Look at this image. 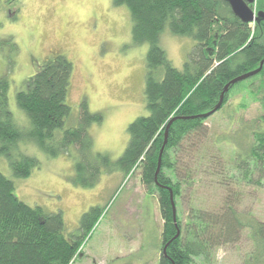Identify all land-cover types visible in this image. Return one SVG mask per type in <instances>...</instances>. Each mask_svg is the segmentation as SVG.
Listing matches in <instances>:
<instances>
[{"label":"rangeland","instance_id":"rangeland-1","mask_svg":"<svg viewBox=\"0 0 264 264\" xmlns=\"http://www.w3.org/2000/svg\"><path fill=\"white\" fill-rule=\"evenodd\" d=\"M131 30L127 9L112 0H0V78L8 80V107L18 126L30 127L15 104L16 92L50 52H62L73 66L66 127L76 124L84 103L90 114L101 116L100 124L88 129L93 152L117 161L128 143L127 126L147 115L143 92L149 44L134 43ZM157 46L161 49L159 36ZM193 46L190 39L186 57ZM263 99V77L235 85L222 110L205 120L206 137L171 159L180 173L190 172L191 184L180 188L177 202L183 225L220 215L225 205L244 225L264 224V163L256 166L249 159V167L244 164L252 134L264 130V122L259 123ZM16 152L36 159L39 168L26 179L15 178L8 159L0 156V173L28 206L60 212L67 233H79L89 209H102L73 264H158L162 221L157 196L142 185L140 171L104 170L92 188L83 189L72 182V158L48 159L31 143H20ZM251 240L243 230L235 244L205 250L206 259L195 258L192 264H264Z\"/></svg>","mask_w":264,"mask_h":264},{"label":"trees","instance_id":"trees-1","mask_svg":"<svg viewBox=\"0 0 264 264\" xmlns=\"http://www.w3.org/2000/svg\"><path fill=\"white\" fill-rule=\"evenodd\" d=\"M11 2L14 0H8ZM112 3L127 9L132 41L149 44L143 92L147 115L127 126L128 143L120 158L111 162L107 155L93 152L88 129L99 125L101 116L90 114L84 103L79 106L76 124L66 127L71 114L67 95L73 66L57 51L48 54L35 75L15 94L17 108L29 121L26 131L18 126L9 110L8 80L0 78V156L8 159L13 176L20 179L28 178L39 168L36 159L17 154L20 143L36 145L48 159L70 157L74 160L72 182L83 189L92 188L104 170L124 174L140 171L142 185L157 196L162 221L158 264H192L195 258L206 259L203 251L235 244L243 230H248L254 249H259L264 259V224L244 225L231 206L225 205L220 215H204L200 224L187 221L183 225L177 202L180 188L191 184L190 172L183 175L177 169V160H171L182 150L195 149V144L206 137L205 120L196 117L215 107L231 81L257 70L264 62V49L250 41L247 25L234 17L224 2L112 0ZM165 27L194 42L182 72L170 66L157 46V38ZM259 77L264 79V64L252 79ZM260 105L261 126L264 99ZM251 138L245 156L248 158L243 157L245 153L243 158L238 156L241 162L247 160L244 161L247 167L249 159L256 166L264 163V130L253 133ZM71 150L75 151L74 156ZM165 170L169 174H164ZM101 214L100 208L89 209L80 219L79 233H67L60 212L48 214L41 207L28 206L17 197L13 182L0 173V264H73Z\"/></svg>","mask_w":264,"mask_h":264},{"label":"water","instance_id":"water-1","mask_svg":"<svg viewBox=\"0 0 264 264\" xmlns=\"http://www.w3.org/2000/svg\"><path fill=\"white\" fill-rule=\"evenodd\" d=\"M212 1L226 3L228 5L232 15L234 17H236L239 21H241V23L244 25H248V24L254 23V22L258 23L262 19V17H261L262 14H257V18H256L254 16L253 12L251 11V9L247 6V3L248 4L253 3V0H212ZM262 65H263V62L260 64V67L257 70L246 73L245 75L231 81L228 85H226L225 88L223 89V92L219 98L218 103L215 105V107L211 111H209L205 114H202L196 118L201 119V120H206L209 117H211L214 113H217L220 110V108L222 107L223 101H224V95L228 93L229 89L231 87H234L235 85L239 84L240 82L249 80V79L257 76L261 71ZM170 125H171V122L166 127L165 138L167 136V130H168ZM158 171H159V165H158L157 173H158ZM172 208H174V205H172ZM173 212H174V209H173Z\"/></svg>","mask_w":264,"mask_h":264},{"label":"clouds","instance_id":"clouds-1","mask_svg":"<svg viewBox=\"0 0 264 264\" xmlns=\"http://www.w3.org/2000/svg\"><path fill=\"white\" fill-rule=\"evenodd\" d=\"M189 43L190 37L172 32L167 27L159 35V46L165 53V59L178 72L183 71Z\"/></svg>","mask_w":264,"mask_h":264},{"label":"flooded vegetation","instance_id":"flooded-vegetation-1","mask_svg":"<svg viewBox=\"0 0 264 264\" xmlns=\"http://www.w3.org/2000/svg\"><path fill=\"white\" fill-rule=\"evenodd\" d=\"M247 6L251 9L256 18L257 14H262V19L258 23H250L247 27L250 31V41L255 42L257 46L264 49V0H253V3H247Z\"/></svg>","mask_w":264,"mask_h":264}]
</instances>
